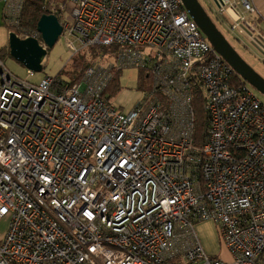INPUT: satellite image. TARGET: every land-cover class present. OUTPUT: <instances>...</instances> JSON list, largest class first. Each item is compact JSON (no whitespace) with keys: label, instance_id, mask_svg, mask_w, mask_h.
Wrapping results in <instances>:
<instances>
[{"label":"built area","instance_id":"1","mask_svg":"<svg viewBox=\"0 0 264 264\" xmlns=\"http://www.w3.org/2000/svg\"><path fill=\"white\" fill-rule=\"evenodd\" d=\"M211 1L264 63L251 0ZM24 3L4 0L3 23L46 49L21 24ZM43 9L72 56L113 50L73 84L31 83L0 59V264H264V104L182 0H44ZM125 69L148 81L123 114L104 91ZM204 222L230 263L204 251Z\"/></svg>","mask_w":264,"mask_h":264},{"label":"rangeland","instance_id":"2","mask_svg":"<svg viewBox=\"0 0 264 264\" xmlns=\"http://www.w3.org/2000/svg\"><path fill=\"white\" fill-rule=\"evenodd\" d=\"M3 1L0 0V59L4 63L5 67L9 72H11L14 76H17L23 80L30 81L31 83H38L45 77H55L61 69L65 71H70L72 69V54L69 48L67 47V43L64 37H59L56 43L51 47L47 48L46 56L43 60L42 70L40 72H32L30 73L23 65L19 62L15 61L13 57L9 54L8 49V34L9 29L3 23L2 20V11H3ZM206 13L210 16V18L215 23V14L213 9L215 5L211 0H197ZM219 13V12H218ZM70 12H65L64 16L66 18L69 17ZM222 15V14H220ZM231 23V22H230ZM218 28L221 30L223 35L227 38L230 45L235 49V51L239 54V56L256 72L264 79V63L260 59L259 55L255 49L251 46L248 38L239 37V41L225 28L223 25H218ZM62 73L58 78L62 81L66 79V75ZM118 90L117 92L110 98L111 104L123 114H126L133 107L134 103L137 101L139 97L143 95L145 88L140 87L138 83V72L136 69H125L121 72L120 76L117 80ZM147 84V83H146ZM251 89L255 97L264 104V96L259 94L256 90H254L251 86L248 85ZM108 96V95H107ZM7 225V218L0 220V237L5 231ZM198 230L200 229L199 226ZM198 232V231H197ZM216 230L213 229H205V234L203 240L206 244L205 251L207 254H211L212 256H218L225 263H230L231 258L224 247L223 244L219 242H215L214 240ZM201 235V237L203 236ZM201 238V242H203ZM211 250V252H209ZM210 255V256H211Z\"/></svg>","mask_w":264,"mask_h":264},{"label":"water","instance_id":"3","mask_svg":"<svg viewBox=\"0 0 264 264\" xmlns=\"http://www.w3.org/2000/svg\"><path fill=\"white\" fill-rule=\"evenodd\" d=\"M218 8L216 2H212ZM182 4L198 29L205 36L214 50L249 86L264 96V79L256 73L235 51L224 35L218 30L210 16L197 0H182ZM36 30L46 49L33 38L18 39L15 34H8V49L11 57L30 72H40L47 48H51L61 36L62 27L53 15L44 14L37 22Z\"/></svg>","mask_w":264,"mask_h":264},{"label":"trees","instance_id":"4","mask_svg":"<svg viewBox=\"0 0 264 264\" xmlns=\"http://www.w3.org/2000/svg\"><path fill=\"white\" fill-rule=\"evenodd\" d=\"M43 1L44 0H25L22 14L21 24L24 27H28L29 29H36V25L38 20L42 15L45 14L43 9ZM217 18V17H216ZM113 48L111 47H102V46H92L88 50L83 53L76 54L71 57L72 60V69L70 71H65L61 69L55 77H59L62 73L66 75V79L64 80L67 83L73 84L78 82L85 69L95 60H100V54L109 53ZM138 83L140 87L146 88L148 77L145 71L138 70ZM121 71L113 72L112 77L110 79L109 85L104 91V97L108 102H110V98L117 92L118 90V77L120 76ZM59 79V78H58ZM108 95V96H107ZM193 113L195 115V121L193 125V131L195 136H199L202 126H203V111L201 109V103L196 99L193 102Z\"/></svg>","mask_w":264,"mask_h":264},{"label":"crops","instance_id":"5","mask_svg":"<svg viewBox=\"0 0 264 264\" xmlns=\"http://www.w3.org/2000/svg\"><path fill=\"white\" fill-rule=\"evenodd\" d=\"M251 3H252V5L254 6V8H255V10H256V13H257V16H258V18H257V28H258V31H260L261 33H264V0H251ZM213 12H214V14H215V25H216V27L218 28V25L220 26V25H223V26H225V28L229 31V33H231L236 39L237 38H239V37H243V36H240V35H237V34H235V33H232L231 31H230V19L226 16V15H224V14H222V15H220V13H218L216 10H215V8L213 9ZM217 17V18H216ZM213 21V20H212ZM214 22V21H213ZM218 30L221 32V30L218 28ZM222 33V32H221ZM223 34V33H222ZM225 37V36H224ZM226 38V37H225ZM227 39V38H226ZM238 41H239V39H237ZM228 41V40H227ZM258 55V54H257ZM197 226H199V230H198V227ZM196 226V232H197V235H198V238H199V240H200V243H201V245H202V247H203V249H204V251H205V246H208V249H209V245L208 244H206V242L203 240V237H204V235L203 234H205V229H215V227H214V225L211 223V222H204V223H200V224H198ZM216 230V229H215ZM217 233V232H216ZM201 235H203L202 237H201ZM214 240H215V242H219V240H218V236H217V234L215 235V233H214ZM201 238H202V240H203V242H201ZM206 252V251H205ZM209 252H211V250L209 251ZM209 255V254H208ZM211 255V254H210ZM211 257H218V256H212L211 255Z\"/></svg>","mask_w":264,"mask_h":264}]
</instances>
